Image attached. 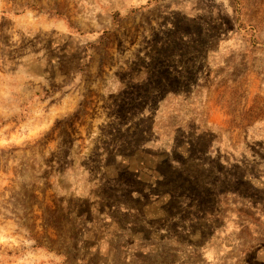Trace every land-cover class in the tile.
Returning a JSON list of instances; mask_svg holds the SVG:
<instances>
[{
	"label": "rangeland",
	"instance_id": "rangeland-1",
	"mask_svg": "<svg viewBox=\"0 0 264 264\" xmlns=\"http://www.w3.org/2000/svg\"><path fill=\"white\" fill-rule=\"evenodd\" d=\"M0 264H264V0H0Z\"/></svg>",
	"mask_w": 264,
	"mask_h": 264
}]
</instances>
